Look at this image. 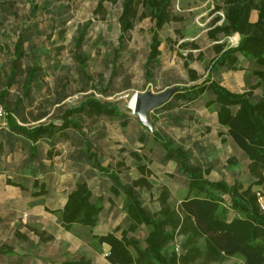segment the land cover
Here are the masks:
<instances>
[{
    "label": "rangeland",
    "instance_id": "1",
    "mask_svg": "<svg viewBox=\"0 0 264 264\" xmlns=\"http://www.w3.org/2000/svg\"><path fill=\"white\" fill-rule=\"evenodd\" d=\"M122 3L123 0H0V89L14 59L17 34L25 31L29 40L22 63L38 68L35 102L49 108L46 121L60 124L61 112L78 107L89 97L115 104L128 117L126 128L117 120L76 117L80 130L70 129L66 144L57 145L50 150V156L41 157L40 172H17L13 164L8 166L3 175L14 185H0V251L9 256L0 254L1 261L53 264L83 256L93 264H104V247L92 237L109 232L116 225L124 227L125 215L120 208L121 198L110 195L108 176L85 159L87 146L96 152L100 165L109 173H116L124 184L139 177L137 166L145 165L150 171L147 178L151 188L140 193L152 213L159 208L157 198L164 187L174 208L187 196L184 178L178 175L173 163L162 161L163 153L152 136L145 144L137 139L144 127L131 114L130 102L135 94H159L170 87L180 89L195 84L189 82L184 63L197 73L196 83L205 80L216 58L215 43L209 40L208 31L223 12L216 11V3L211 0H171L170 10L177 20L158 31L160 56L151 66L152 78L146 80L145 61L154 24L148 11L138 6L133 28L119 43ZM80 31L84 32V38L76 51L75 40ZM219 43L235 47L239 36L222 38ZM76 52L86 56L83 71L74 59ZM242 61L241 71L222 72L213 79L232 92L258 96L261 90L253 88L255 67ZM178 112L190 118L181 127L167 120V116ZM148 118L154 123L153 130L172 139L174 145L186 146L193 160L210 166L208 179L237 182L243 188L252 186L253 191L260 192V187L253 185L256 180L249 172L248 160L225 131L214 124V112L204 111L203 100L186 108L156 109ZM131 153L138 155L140 162ZM68 162L79 164L80 172L76 175L66 172ZM35 177L37 186L33 184ZM79 181L86 182L95 196L102 197L104 208L93 229L73 226L66 231L59 224V211L65 193ZM42 183L45 195L35 196ZM233 217L230 211L228 220ZM146 234L143 227L138 237ZM219 264H242V261L232 257Z\"/></svg>",
    "mask_w": 264,
    "mask_h": 264
},
{
    "label": "trees",
    "instance_id": "2",
    "mask_svg": "<svg viewBox=\"0 0 264 264\" xmlns=\"http://www.w3.org/2000/svg\"><path fill=\"white\" fill-rule=\"evenodd\" d=\"M211 1L216 3L215 10L222 11L223 16L216 17L208 31L209 40L215 43L213 49L216 54L210 72L205 80L196 83L199 80L197 73L184 63L189 82L195 84L180 88L158 109L186 108L203 100V106L214 112L216 123L226 129V136L248 160L249 172L256 180L253 185L259 186L260 192L253 191L252 186L243 188L237 182L228 184L224 180L208 179L210 166L193 160L189 148L181 144L174 145L169 137L144 127L138 134L139 142L145 144L149 136H152L163 153L162 161L175 165L176 172L185 180L187 190V196L174 208L169 204V191L164 187L157 198L159 208L152 213L144 205L140 193L143 189L151 188L147 178L150 171L145 165L137 166L139 177L124 184L116 173H109L100 165L96 152L87 146L85 159L94 169L108 176L111 182L110 195L121 198L120 208L125 215L124 227L117 225L110 232L92 237L98 245L108 246L106 264H219L232 257L239 258L242 264H264V211L260 208L258 197L264 200V0ZM138 6L148 11L154 24L145 61V78L149 80L152 78L151 66L160 56L158 31L177 19L170 10L171 0H123L118 19L119 43L133 28ZM252 11L257 12L255 22L250 21ZM219 21L221 23L218 25ZM234 34L240 36L235 47L219 43L222 38ZM83 38L84 32L80 31L75 40L76 51L80 49ZM28 40L29 35L20 31L13 44L14 59L10 61L4 86L0 89V104L5 110V119L12 120L13 116H18L23 110L22 105L34 107L35 112H30L33 118H41L47 112L50 113L48 107L35 102L34 80L38 76V68L36 65L22 63L27 56L25 44ZM74 59L79 70L83 71L86 56L76 52ZM240 60L254 65L252 74L256 78V85L253 88L260 89V95L231 92L213 79L214 75L218 76L225 71H241ZM9 90L13 91L12 95ZM80 116L89 120H117L122 128L128 126V117L115 104L89 97L78 107L61 112L60 124H40L31 130L20 129L19 132L33 144L42 140L53 149L67 142L70 129L80 130V123L75 121ZM167 117L169 124L177 127L184 126L190 119L182 112ZM150 123L153 128L154 123ZM30 150V159L39 160L36 146ZM131 156L140 162L138 155L131 153ZM8 184L14 185L9 181ZM33 184L37 186L38 181L35 180ZM39 187L40 191L35 196L46 192L44 185ZM103 208L102 197L95 196L86 182L79 181L66 195L65 203L59 211V224L66 231L73 226L93 229L99 222ZM230 211L234 217L228 220ZM143 227L147 229V234L139 238L138 232ZM2 253L6 254L0 251ZM0 264L26 263H2L0 260ZM53 264L93 263L81 256Z\"/></svg>",
    "mask_w": 264,
    "mask_h": 264
},
{
    "label": "crops",
    "instance_id": "3",
    "mask_svg": "<svg viewBox=\"0 0 264 264\" xmlns=\"http://www.w3.org/2000/svg\"><path fill=\"white\" fill-rule=\"evenodd\" d=\"M256 19H257V12L252 11L250 14V21L255 22ZM236 35H238V34H236ZM239 39H240V36H239ZM240 62H241V66H242L243 61L240 60ZM225 72H229V71H225ZM9 92L12 95L13 91L9 90ZM22 107H23V110H21L19 112V115L13 116L12 120L6 118L3 127L0 129V185H2L4 187H6V184H8V181L5 180V176L3 174H4V172L9 170L8 166L13 164L14 165L13 170L17 171V172H24V171H29V172H33V173L40 172L41 166L43 165L42 164L43 160L41 159V157L47 156L48 153L50 152V150L52 149L51 146H49L46 142H44L42 140L33 144L30 140L25 138L21 132H19L20 129L31 130V129L39 126L40 124L49 125L50 121H46V119L48 118L50 113L47 112L46 115L44 114V116H42L41 118H33L31 113L35 112V110L33 109L34 107L29 106V108H28L25 105H22ZM207 110L208 109H206L204 107V111H207ZM214 119H215L214 124L218 128L225 131V135H226V129L221 128L216 123L215 114H214ZM32 146H36V149H37L38 155H39V160H33L32 161L30 159V155H31L30 148ZM64 168L66 169V172L70 173L71 175H76L75 173L80 172V170H81V168L79 167V164L71 163V162L66 163ZM35 180L38 181V179L36 177L33 180V182ZM42 185H43V183H42ZM74 186H75V184H74ZM74 186H72L65 193L63 205L65 203L67 193L69 191H71L74 188ZM43 195H45V194H43ZM63 205H62V207H63ZM62 207H61V209H62ZM99 235H102V234H99ZM102 247H104V250H105V253L103 255V257H104L103 261H104V264H106L105 255L108 253L109 248L106 245H102ZM1 262L5 263V261H1ZM31 264H33V263H31Z\"/></svg>",
    "mask_w": 264,
    "mask_h": 264
},
{
    "label": "water",
    "instance_id": "4",
    "mask_svg": "<svg viewBox=\"0 0 264 264\" xmlns=\"http://www.w3.org/2000/svg\"><path fill=\"white\" fill-rule=\"evenodd\" d=\"M178 90V87H170L159 94H152L151 92L135 94L133 107H130L131 114L137 116L139 123L143 127L152 131L153 128L148 119V114L164 106Z\"/></svg>",
    "mask_w": 264,
    "mask_h": 264
},
{
    "label": "built area",
    "instance_id": "5",
    "mask_svg": "<svg viewBox=\"0 0 264 264\" xmlns=\"http://www.w3.org/2000/svg\"><path fill=\"white\" fill-rule=\"evenodd\" d=\"M5 110L2 106V104H0V127H2L5 123ZM259 197V205L262 211H264V200H262V198L258 195ZM176 251H178V249L176 248Z\"/></svg>",
    "mask_w": 264,
    "mask_h": 264
},
{
    "label": "bare ground",
    "instance_id": "6",
    "mask_svg": "<svg viewBox=\"0 0 264 264\" xmlns=\"http://www.w3.org/2000/svg\"><path fill=\"white\" fill-rule=\"evenodd\" d=\"M133 104H134V99H132L131 102H130V107L131 108L133 107Z\"/></svg>",
    "mask_w": 264,
    "mask_h": 264
}]
</instances>
